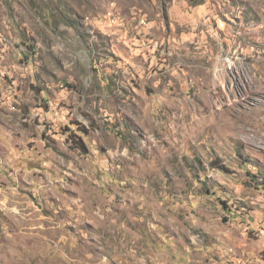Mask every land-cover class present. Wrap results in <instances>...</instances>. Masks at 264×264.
<instances>
[{"label": "rangeland", "instance_id": "rangeland-1", "mask_svg": "<svg viewBox=\"0 0 264 264\" xmlns=\"http://www.w3.org/2000/svg\"><path fill=\"white\" fill-rule=\"evenodd\" d=\"M0 264H264V0H0Z\"/></svg>", "mask_w": 264, "mask_h": 264}, {"label": "trees", "instance_id": "trees-1", "mask_svg": "<svg viewBox=\"0 0 264 264\" xmlns=\"http://www.w3.org/2000/svg\"><path fill=\"white\" fill-rule=\"evenodd\" d=\"M74 143L76 145L75 148L77 150H79V151H81L83 153H87V149L85 147V144H84L83 140L80 137L79 138H76V141ZM222 169H223V167H222ZM223 170H225V169H223Z\"/></svg>", "mask_w": 264, "mask_h": 264}]
</instances>
